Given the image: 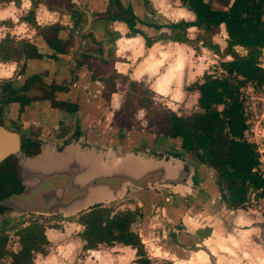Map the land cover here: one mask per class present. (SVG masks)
I'll use <instances>...</instances> for the list:
<instances>
[{
	"label": "trees",
	"instance_id": "16d2710c",
	"mask_svg": "<svg viewBox=\"0 0 264 264\" xmlns=\"http://www.w3.org/2000/svg\"><path fill=\"white\" fill-rule=\"evenodd\" d=\"M40 1L64 2V0H32V6ZM142 1L147 7L148 0ZM179 1L193 14L192 20L179 19L158 24L149 18L138 17L130 2L125 0H107L105 11L98 15L108 21H123L129 34L138 33L143 36L146 46L158 40H170L188 44L196 51L204 47L219 57L212 69L203 71L200 80H195L187 86L188 90L197 92V108L188 115L181 116L170 112L162 118L164 121L162 133L166 138L175 141L167 143L164 148L173 153L185 154L187 157L193 154L201 164L213 168L215 193L228 208H244L249 193L254 191L259 195V190L264 185V177L259 171V153L256 145L247 139L245 133L247 116L243 94V89L246 87L256 91L264 84V67L260 60L264 48V0ZM66 4L74 8L69 12L73 23L71 32L76 30L79 33L85 21L84 14L69 0ZM34 15L32 8L22 18L36 25ZM221 25L226 32L223 49L213 40V35ZM140 26L151 28L153 33L148 34ZM190 27H194L197 31L194 38L188 36L187 31ZM163 28L168 32L161 31L155 34L156 30ZM61 29L59 25H52L48 27L46 34L56 37ZM80 36L89 37L90 33L86 32ZM44 40L48 52L47 49L40 48L34 43L14 42L9 34H6L0 40V61L18 60V54L21 52H26L28 59L46 61L55 60L59 54H64L65 50L58 39L54 43L48 42L45 38ZM236 47H242L244 52L240 53ZM101 52L99 46L97 53ZM89 57H91L89 54H83L84 60ZM100 59L102 63L107 61L103 57ZM105 70L94 64V72L100 76V79L114 87V78L119 75L113 72V75L106 76ZM39 76L42 77L40 74ZM29 78L39 80L37 84L43 83L36 74H32ZM130 82L137 84L134 81ZM49 85L51 88L55 86L52 83ZM140 134L144 136L141 137ZM133 136L136 141L130 148H137L139 146L137 142L143 145L151 140L145 132ZM156 141L160 142L161 139L157 138ZM121 143L120 139L115 140L114 146L119 144L123 147ZM262 144L264 148V138ZM143 193L149 195L148 200H143V197L139 196L146 215L149 211V202L154 203L164 198L150 194L146 190ZM197 199L203 201L202 196ZM190 201L194 200L190 199ZM165 204L176 214L183 212L191 203L181 198H170L165 200ZM136 216L135 210L112 212L110 206L102 204L94 205L80 213L78 220L83 226L80 232L84 242L83 249L90 250L96 249L100 244L119 243L135 249L138 264H151L139 235L131 228ZM14 234L19 244V248L15 251L7 249L8 236L0 233V264H32L36 253L45 254L48 239L41 223L31 221L19 226ZM5 257L9 258L8 262H3ZM166 264L171 262L168 261Z\"/></svg>",
	"mask_w": 264,
	"mask_h": 264
},
{
	"label": "crops",
	"instance_id": "0c3cea01",
	"mask_svg": "<svg viewBox=\"0 0 264 264\" xmlns=\"http://www.w3.org/2000/svg\"><path fill=\"white\" fill-rule=\"evenodd\" d=\"M66 1L64 0L63 3L40 1L34 7L32 6V0H12L3 2L4 4L0 3L2 4L0 5V20L11 21L12 23L10 25L4 22L0 23V40L6 34L12 36L16 33L15 37L17 41H30V43H34L40 48L47 49L46 52H48L49 50L44 38L36 32V29L44 26L59 25L66 30H70L73 27V23L67 10ZM72 1L83 6L92 14V23L90 29L87 31L90 33V36L79 38L76 30L71 32L68 54H59L55 60L28 59L24 73L18 78L23 79L33 73H38L43 78H49V80L52 78L68 80L70 78V63L74 54L86 52L92 55V57L88 58L91 70L94 69V64L101 66L103 69L110 67L116 74L127 77L130 81L136 83L144 82L152 93L161 96L168 95L171 99L177 101L181 99L182 95L188 93L197 95L195 90L187 89V86L192 82L186 81L194 73L196 67L195 61L199 60L201 63V55L199 56L192 46L170 40H158L150 46H146L143 36L138 33L129 34L128 28L123 21H108L102 19L101 15H98L105 11L107 0ZM125 1L130 2L138 17L142 19L149 17L150 14L142 0ZM172 3H177V6ZM147 7H150L160 18L167 19L168 21L193 19V14L179 0H175V2L148 0ZM32 8L35 13L36 25L30 24L22 18ZM172 14L179 16L172 18ZM184 15H188L189 18H185ZM220 27H223V25ZM140 28L148 34L153 33L151 28L143 26H140ZM191 28L194 27H190L188 30ZM15 29H23L24 32L19 36L20 31L16 32ZM25 31L28 32L25 33ZM60 37L65 38L66 32L61 30ZM99 46L102 51L100 54L97 53ZM205 50L207 51L208 49L200 47L198 51L203 53ZM212 54L213 56H217L213 52ZM100 57L106 59V63H102ZM200 63L197 62V67L201 69L200 74H202L205 64L203 62ZM199 65L201 66L199 67ZM18 69V65L15 62L13 63V61H11L10 66L0 61V79L13 77L17 74ZM94 74L96 77L92 75V71L86 68L78 70V78L73 83V86H71L70 92L67 95H70L73 100H76L77 96H81L85 102L94 101L95 109L97 105L104 103V101L102 96H100L101 82L103 81L97 73L94 72ZM122 103L123 94L119 89H115L110 107L115 109ZM92 118L96 121L97 117L94 114ZM205 168H207L206 165H201L198 169L199 178L197 176L200 184L203 186L204 192L202 195L201 193H195V199H197L198 195L202 196V205H206V208L203 209L202 206H195V203H191L183 212H176V221H180L184 226L179 232L175 230V232H178L179 238L190 244L194 238L192 235L194 234L193 231L206 226L210 229L208 239L212 238L214 234L223 238L234 237V235L239 234L245 236V244L263 248L264 241L258 237L260 216L247 207L228 208L222 200H219V204L214 206L213 202L215 198L218 199L219 197L215 193L213 184L215 175L211 172H206ZM208 169H211V167H208ZM208 174L211 175L210 178H207ZM161 208L163 213L164 208ZM44 232L46 235H49V233L52 236L57 235L54 229H47ZM190 238L191 240H189ZM47 239L48 241L51 240V238ZM237 245L242 246V243H237ZM196 249L194 248L191 254L193 252V255H199L200 250L197 249L196 251ZM208 249L206 252L209 258H213L214 254L212 250Z\"/></svg>",
	"mask_w": 264,
	"mask_h": 264
},
{
	"label": "rangeland",
	"instance_id": "374dc122",
	"mask_svg": "<svg viewBox=\"0 0 264 264\" xmlns=\"http://www.w3.org/2000/svg\"><path fill=\"white\" fill-rule=\"evenodd\" d=\"M168 1L175 2V0ZM172 4L177 6V3ZM146 8L150 14L147 18L150 20L158 24L168 22L167 19L160 18L150 7ZM178 16L179 15L175 14L171 15L172 18H177ZM184 16L185 18H189L188 15ZM3 22L9 25L12 24L11 21L0 20V23ZM15 30L16 32L20 31L19 36L24 32L23 29ZM161 31L168 32L166 28H163L159 31L156 30L155 34ZM26 32L28 31H25V33ZM36 32L39 34L41 30L37 28ZM196 32L195 28H191L187 31L190 38H194ZM15 35L16 33L12 36L9 34L14 42L17 41ZM225 38L226 33L223 27H220L213 35L214 42L218 43L221 49L225 46ZM236 48L240 53L244 52L242 47ZM197 52L199 56L201 55V63L203 62L205 64L204 70L212 69V66L219 60V57L213 56L212 52L209 50H205L203 53L198 50ZM260 60L264 67V48ZM11 61L14 63V60L1 62L7 63V66H10ZM197 62L200 63L199 60L195 61L196 67L194 73L191 74L186 81L194 82L195 80H200L202 74H200L201 69L197 67ZM200 66L201 65H199V67ZM113 72L114 71L110 67H107L105 70L106 76L113 75ZM114 79V87L104 82L103 85L106 88L105 90L114 91L115 89H119L121 91L123 94L122 107L114 112L111 111L109 114L105 112L103 116H97L98 120L103 121L104 118L108 116L110 118L109 120H111L109 128H112L111 130L113 132H117L118 129L120 133L127 135L131 134L132 136L138 135L140 132H145L149 137H153L152 142L160 138V144L157 146L159 150L166 147L167 143L175 142L172 138H166L162 133L164 127L162 118L170 112H174L181 116L188 115L197 108V95L192 93L182 95V97H180L181 99L177 101L171 99L168 95L161 96L152 93L144 82L135 85L132 84L127 77L119 76ZM244 89L249 90L250 88L248 89V87H246ZM252 97L255 106L261 108V102H264V96L255 95L253 92ZM48 129L49 130L45 131V136L48 135L51 139L47 140L61 142L60 138L57 136L60 131L52 129L51 127ZM37 132H42V129L36 127V133ZM140 136L143 137L144 135L140 134ZM163 138H165L164 141H162ZM94 142L99 143L95 135ZM141 144L142 143L137 142V145ZM151 144L148 143L146 146L149 145L150 148H153ZM144 145L142 146L144 147ZM103 146L106 150L110 149L107 145ZM120 147L122 151H126L127 145ZM147 150L149 151V149ZM206 167V172H211L215 175V170L213 168L208 169V166ZM210 176L211 175L208 174L207 178H210ZM149 193L153 194L152 192ZM139 196L143 197V200L149 199L148 193L140 191L123 196L113 203L105 204V206H110L112 212L127 209L137 212L136 219L132 223L131 228L139 235L145 253L151 260V264H166L168 261H170L171 264H264V247L261 248L245 244L246 238L243 235L236 234L234 237L223 238L214 234L212 238L208 239L207 237L210 233V229L205 226L193 231V241L188 244L186 241L179 238L178 232L182 230L184 226L180 221H176L175 212L168 209L166 204H161L163 202L162 200H158L154 203L149 202V211L145 215L143 202ZM160 196L166 200L168 193L162 191ZM198 197L201 196L198 195ZM183 199L185 202L195 203L191 202L190 199L186 197ZM195 200H197L195 206L200 205L203 209L206 208V205H202L203 201L201 199ZM219 200L221 199L215 198L213 205H218L220 202ZM161 207L164 208L163 213ZM16 216L17 215L13 214L11 211L5 212V214L0 216L2 221L7 222L2 228L8 230L6 233L8 236V250L15 251L19 248L18 238L14 234V231L19 226L26 225L31 221L41 223L44 226V231H47V229H54L57 232L56 236H52L50 233L46 235L45 233L46 237L51 238V240L48 241L45 247V254L36 253L32 264H138L136 262L137 256L135 254V249L127 245L119 243H114L112 245L100 244L96 249H83L84 242L80 237L83 226L78 220L79 214L71 217H62L33 213L23 217L18 215L19 219L15 218ZM199 218L202 219L200 216ZM175 230L178 232H175ZM195 236L198 238H195ZM189 240H191V238ZM237 243H242V246L237 245ZM194 248L200 250L199 255H193V252L191 254ZM208 248L212 250L214 254V256L212 255L213 258H209L206 252L209 250ZM8 261V257L3 259V262Z\"/></svg>",
	"mask_w": 264,
	"mask_h": 264
},
{
	"label": "water",
	"instance_id": "95a60500",
	"mask_svg": "<svg viewBox=\"0 0 264 264\" xmlns=\"http://www.w3.org/2000/svg\"><path fill=\"white\" fill-rule=\"evenodd\" d=\"M90 29L92 14L81 7ZM17 157V175L23 184L19 193L0 199L15 215L34 213L71 217L94 205L109 204L140 191L170 198L195 200L203 186L192 165L175 152L169 160L144 155L142 148L122 151L119 145L102 152L81 148L70 140L61 150L58 143L43 142L37 152L20 150L19 135L0 127V160ZM193 202V201H192Z\"/></svg>",
	"mask_w": 264,
	"mask_h": 264
},
{
	"label": "flooded vegetation",
	"instance_id": "af4514ba",
	"mask_svg": "<svg viewBox=\"0 0 264 264\" xmlns=\"http://www.w3.org/2000/svg\"><path fill=\"white\" fill-rule=\"evenodd\" d=\"M7 1L12 0H0V3ZM69 2L84 14L85 21L82 25L83 28L86 22V15L81 7H84L72 0H69ZM72 9L74 8L68 6L67 10L70 12ZM82 28L77 33L79 38H82L80 34L88 31L81 32ZM39 29L41 30L39 34L48 42L54 43L58 39L61 47L65 50L64 54H68L71 29H61L66 32L65 38L60 37L61 30L55 37L51 34H46L48 27L44 26ZM19 41L30 43V41L26 40ZM83 54H89L92 57L90 53L86 52L75 53L72 60L70 59L72 62L70 63V78L68 80L54 78L49 80V78L40 77L38 73L33 74H36L43 81L42 84H37L39 81L37 79L29 78L32 74L23 79L18 78L24 73L26 68L28 60L26 52L19 53L18 60H14L19 68L16 72L17 74L11 78L0 79V127L18 133L20 150L24 154L29 155L37 152L43 142L51 139L48 135L45 136V131L49 130L48 128L50 127L60 131H58L59 134L57 136L61 142H54L58 143V150H61L71 139L76 141L81 148H95L97 151L102 152L107 151L103 145H107L110 148L114 147V141L120 139L123 146L127 145L126 151L132 150L130 146L136 141L134 136L122 134L118 129L117 132H113L112 128H109L111 120H109L108 116L103 121L98 120V118L94 121V118H92L94 114L96 117L103 116L105 112L109 114L111 111L114 112L122 107V104L115 109L110 107L114 91L105 90L106 88L103 82H101L100 96H102L104 103H100L95 109L94 101L85 102L81 96H77V99L73 100L70 95H67L70 92L71 86H73V83L78 78V70L86 68L92 71V75L96 77L94 69H90L91 64L88 59H83ZM51 83L53 86L55 85L53 88L49 85ZM36 127L41 128L42 132L36 133ZM94 135L97 136L99 143L94 142ZM150 139L149 142L146 141L145 145L143 144L144 147L142 145L137 146L138 148H142V153L154 158L169 160L170 156L174 153L167 148H163L162 150L157 149L158 147L155 146H158L160 142H152L153 137H150ZM148 143H152L153 148H150L149 145L146 146ZM181 156L188 164L193 166L199 178L198 169L203 164L193 154L190 157H187L185 154ZM22 189L23 184L17 175V157L13 154H8L0 160V199L19 193ZM218 198L220 199V196ZM162 201L161 204H165V200ZM11 210L10 207L0 205V216ZM30 214L33 213L20 214L19 216L23 217ZM19 216L17 215L15 218L19 219ZM4 219L8 220L7 218ZM4 224H7V222L0 219V233L6 234L8 230L2 228Z\"/></svg>",
	"mask_w": 264,
	"mask_h": 264
},
{
	"label": "built area",
	"instance_id": "2783aa9c",
	"mask_svg": "<svg viewBox=\"0 0 264 264\" xmlns=\"http://www.w3.org/2000/svg\"><path fill=\"white\" fill-rule=\"evenodd\" d=\"M248 89L249 90H243L245 114L247 116V128L245 133L247 139L256 145V149L259 153V171L264 177V148L262 144L264 138V102H261V108H258L255 106L252 97L253 92L255 95L264 96V85L256 91L251 87H248ZM259 192V195H256L254 191L249 193L246 207L252 209L260 216L258 237L260 240L264 241V185Z\"/></svg>",
	"mask_w": 264,
	"mask_h": 264
},
{
	"label": "bare ground",
	"instance_id": "6f19581e",
	"mask_svg": "<svg viewBox=\"0 0 264 264\" xmlns=\"http://www.w3.org/2000/svg\"><path fill=\"white\" fill-rule=\"evenodd\" d=\"M157 90V89H156ZM161 90V89H160Z\"/></svg>",
	"mask_w": 264,
	"mask_h": 264
}]
</instances>
